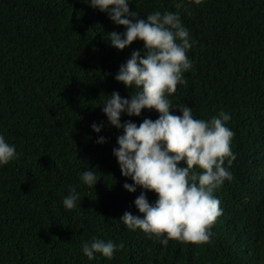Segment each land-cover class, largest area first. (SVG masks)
Returning <instances> with one entry per match:
<instances>
[{
    "label": "trees",
    "instance_id": "obj_1",
    "mask_svg": "<svg viewBox=\"0 0 264 264\" xmlns=\"http://www.w3.org/2000/svg\"><path fill=\"white\" fill-rule=\"evenodd\" d=\"M178 3L130 0V10L179 12L195 40L187 82L177 84L172 102L198 118L231 114L225 123L237 155L228 166L233 178L213 193L223 211L211 241L163 244L120 220L126 210L142 215L134 204L142 189L123 187L132 181L112 151L122 129L101 104L114 90L130 95L114 77L143 41L113 46L108 33L124 26L86 0H0V133L20 153L0 166V264H264V0ZM158 115L145 108L121 120ZM93 121L103 122L99 133ZM87 167L97 169L94 186L80 179ZM72 187L80 204L66 209ZM145 191L154 201L156 193ZM93 237L124 247L89 259L81 244Z\"/></svg>",
    "mask_w": 264,
    "mask_h": 264
},
{
    "label": "clouds",
    "instance_id": "obj_2",
    "mask_svg": "<svg viewBox=\"0 0 264 264\" xmlns=\"http://www.w3.org/2000/svg\"><path fill=\"white\" fill-rule=\"evenodd\" d=\"M94 8L106 11L110 19L123 25V31L112 30L108 38L113 46L123 49L140 39L143 48L133 49L130 57L119 66L115 79L131 90L122 96L114 90L104 99L102 111L108 122L122 129L116 137L112 151L117 158L121 174L131 178L123 187L135 191L142 189L134 204L140 214L126 210L120 220L130 229L140 228L152 238L167 244L169 238L180 241L210 242L211 225L223 211L214 191L233 173L228 167L236 157L231 142L234 131L225 122L231 114L220 109L210 118H198L187 104H174L170 94L177 84H185V71L193 61L187 51L195 44L179 12L159 9L141 16L130 10V0H86ZM200 3V0H193ZM185 0H179L178 6ZM143 53V54H141ZM179 108V114L173 111ZM155 109L159 115L145 117L137 123L121 120L122 113L139 116L142 109ZM103 122L93 121L91 128L99 133ZM104 135L98 143L106 141ZM20 153L0 133V166L16 159ZM183 162V164H181ZM95 167L81 170L84 184L94 186L99 179ZM145 190L154 191L150 202ZM75 187L62 198L66 209L80 202ZM80 204V203H79ZM124 243L93 237L82 241L83 253L89 258L101 253L112 257L115 249Z\"/></svg>",
    "mask_w": 264,
    "mask_h": 264
}]
</instances>
